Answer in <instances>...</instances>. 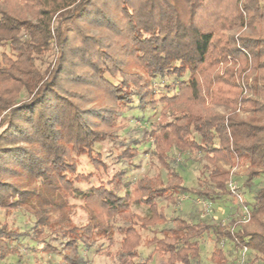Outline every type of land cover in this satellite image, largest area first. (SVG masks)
I'll return each mask as SVG.
<instances>
[{
	"label": "trees",
	"instance_id": "trees-1",
	"mask_svg": "<svg viewBox=\"0 0 264 264\" xmlns=\"http://www.w3.org/2000/svg\"><path fill=\"white\" fill-rule=\"evenodd\" d=\"M244 25L239 43L226 35ZM129 58L147 77L130 71ZM249 59L262 86L243 119L236 110ZM160 105V130L119 125L146 122ZM149 135L164 188L158 176L132 174ZM174 149L204 159L208 173L195 188L182 177L187 165L169 161ZM81 157L94 170L79 173ZM245 161L235 181L245 201L231 209L249 210L260 233L215 214L234 200L223 165ZM181 194L214 214H168ZM66 195L87 202L86 226L71 225ZM131 202L146 214L134 215ZM206 235L214 264H264V0H0V262L32 241L65 264H87L92 251L115 264H200Z\"/></svg>",
	"mask_w": 264,
	"mask_h": 264
},
{
	"label": "rangeland",
	"instance_id": "rangeland-1",
	"mask_svg": "<svg viewBox=\"0 0 264 264\" xmlns=\"http://www.w3.org/2000/svg\"><path fill=\"white\" fill-rule=\"evenodd\" d=\"M250 30H248L247 26L244 25L242 28H236L233 30H230L228 32H226V35L228 36H233L235 38V40L237 41V43H239L238 41L240 40L241 36L243 34H247L249 33ZM93 33H98L97 31H93ZM130 61V66H128V68L130 69V71H132L133 73H138L142 76H146L143 72L139 71V68L134 64L133 59L129 58L127 59L126 62ZM230 61V60H229ZM230 64V63H229ZM236 68H240V63H237ZM226 68V64H224L223 62H221L217 68V71L220 74H223L224 69ZM261 71H255L252 68V63L251 60L249 59L248 61V65L246 70L240 75V81L239 84L241 86V97L239 99V103L237 106V114L243 118L246 119L250 116L251 111L253 110V106H254V100L256 98V92L254 90V85H258V86H262L260 81L258 80L260 77ZM147 77V76H146ZM111 79V78H109ZM122 77L118 76L117 79L115 81H113L114 83L119 82V80H121ZM162 106L160 105L158 107V112L157 114H155L154 116H152L149 120L147 119L146 122H141L138 119H134L132 121H130V118L128 119H120L119 121V125L122 127H127L128 129H133L135 126L141 129L144 128H150L151 126L154 129H159L160 126L162 124H164L165 121H163V119L160 117L159 112L161 111ZM215 110L218 111L219 113L224 114L225 109L221 106L215 107ZM161 123H160V122ZM163 122V123H162ZM160 123V124H159ZM160 130V129H159ZM150 142L152 143L151 147L145 151L144 154L141 155V157L136 161V164L139 165L136 168H133L132 170V174L135 180L139 179V178H154V177H159V185L162 186V188H164L165 186H167L168 184V175L166 173V170L164 169V166L161 165V163H159L151 154L152 148H154V142H155V138L153 135H149L148 136ZM106 154H109V150L111 149V145L108 143V145H105ZM169 161H174L178 164H186L187 167H183L182 170V177L187 185V187L189 188H195L198 184V177L200 176L201 178H203L205 175H207V169L204 168V164L205 161L202 158L201 154L197 153L196 151H191V150H187V152H183L180 151L178 149H174L170 155H169ZM105 162L111 164L114 162L112 156L107 157V159H105ZM248 162L245 161V165H243V167H238V166H227V165H223V167L225 169H227V171L229 172V181L228 184L230 182L233 183L234 186H236V189L234 190V193L232 191H230L234 197V200L232 201L233 203H229L226 202L225 204H222V206H216L215 207V211H216V215L218 217L223 218V220L226 221H232L234 220L235 223L240 224L241 226H245V227H251L249 229V232L251 233H260V230L257 229V227L255 226L256 224L251 220L250 218V213H249V221L246 222L245 219V214L246 212H244L243 215L237 213L236 211H233L231 208L233 205L237 204H243V202L245 201L244 197L238 192L240 189V184H237L235 181L238 182L237 178L239 176L244 175V173L247 170L248 167ZM109 166V165H108ZM110 167H108L110 170ZM120 168V167H118ZM78 170L79 173H87L89 171L94 170L92 168V165L89 163L88 158L86 157H81L78 160ZM96 170V169H95ZM103 174V168L101 167L98 170L97 175H102ZM32 180V179H31ZM34 181V180H33ZM16 182V181H14ZM33 183V182H32ZM97 184V183H95ZM170 184H178L177 182H173ZM34 186H38L39 183H35L33 184ZM158 185V187H159ZM32 186V185H31ZM30 187H26L27 189L31 188ZM40 186V185H39ZM38 186V187H39ZM81 188H83L84 190H86V188H88V186L86 184L80 185ZM230 189V188H229ZM134 198V197H133ZM196 198H192V197H188L186 194H181L177 201H176V207H167L166 208V212L168 214H172L175 211L179 212V210H182L185 213H192L193 214H199L200 217L203 218H207L209 217L210 214H214L213 213V206H211V204L207 201H203V200H197L196 204H193V200H195ZM231 200V199H230ZM66 205L67 207L65 208V211H67L69 218L71 219L72 222V226L75 227H83L86 226V224L88 223V210L90 208H88L89 206L87 205V202L85 200L82 199H74L71 196L66 195ZM57 203H60L59 201ZM132 203V202H131ZM208 206V209H207ZM218 208L220 210H218ZM64 210L59 209L55 216L53 217H60V215H62ZM96 211V208H95ZM101 211V210H100ZM131 211L132 213L135 215H139V216H144L146 214V209L141 207L140 205H137L135 203H132L131 206ZM219 212V213H218ZM21 216V214H20ZM99 217H101V215H98ZM21 218V217H20ZM31 221L30 217H27V215L24 217V219H17V224H19L20 226H25L28 222ZM224 222V223H225ZM246 222V223H245ZM116 238L119 240L120 236L118 234H116ZM151 238V234L149 235L148 233H143V240H142V249L143 251L145 250V252H147V249L145 247V243ZM225 250L229 249V244H226V246H224ZM215 249V244L214 242H212L209 238V236H205L202 241H201V250H202V254H201V263L200 264H214L211 260V256L212 253ZM86 258L88 260L87 264H115V262L111 261L110 259H108L107 257H100V256H96L93 251L87 253ZM234 257H232V261ZM135 262L137 261H142L141 259H136L134 260ZM0 264H65L61 255L57 254V253H49L46 251H42V249H40L36 243L34 242H28V241H24L22 242V245H20L18 247V251L16 254L13 255V257H9L8 259H6L5 261H1Z\"/></svg>",
	"mask_w": 264,
	"mask_h": 264
},
{
	"label": "built area",
	"instance_id": "built-area-1",
	"mask_svg": "<svg viewBox=\"0 0 264 264\" xmlns=\"http://www.w3.org/2000/svg\"><path fill=\"white\" fill-rule=\"evenodd\" d=\"M228 186H229L230 190L234 193V190L236 189V186H234L232 182H230V183L228 184ZM207 209H208V206H207ZM244 210H245L244 212H246V214H245V219H244V220H246V222H247V221H249V219H250V218H249V210H247L246 208H245ZM246 222H245V223H246ZM246 253H247V248H244L243 251L241 252V254H242V256L244 257Z\"/></svg>",
	"mask_w": 264,
	"mask_h": 264
}]
</instances>
